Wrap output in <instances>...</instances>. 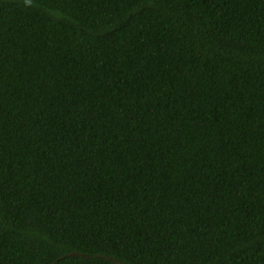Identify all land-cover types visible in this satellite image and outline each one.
<instances>
[{
	"label": "trees",
	"instance_id": "trees-1",
	"mask_svg": "<svg viewBox=\"0 0 264 264\" xmlns=\"http://www.w3.org/2000/svg\"><path fill=\"white\" fill-rule=\"evenodd\" d=\"M0 264H264V0H0Z\"/></svg>",
	"mask_w": 264,
	"mask_h": 264
}]
</instances>
